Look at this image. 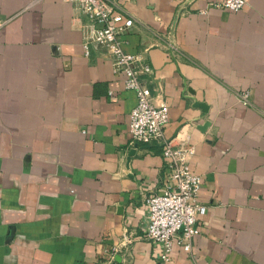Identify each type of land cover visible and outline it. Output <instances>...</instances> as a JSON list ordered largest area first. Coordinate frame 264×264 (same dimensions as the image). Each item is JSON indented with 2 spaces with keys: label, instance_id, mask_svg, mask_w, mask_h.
<instances>
[{
  "label": "crops",
  "instance_id": "crops-1",
  "mask_svg": "<svg viewBox=\"0 0 264 264\" xmlns=\"http://www.w3.org/2000/svg\"><path fill=\"white\" fill-rule=\"evenodd\" d=\"M116 1L203 178L200 232L168 264H264V0ZM80 23L64 0H0V264H161L144 201L169 183L161 147L131 144L135 94Z\"/></svg>",
  "mask_w": 264,
  "mask_h": 264
},
{
  "label": "built area",
  "instance_id": "built-area-1",
  "mask_svg": "<svg viewBox=\"0 0 264 264\" xmlns=\"http://www.w3.org/2000/svg\"><path fill=\"white\" fill-rule=\"evenodd\" d=\"M64 1L87 19V23H80L84 55L88 56L90 49L100 52L110 63L112 72L122 77L124 88L135 94L136 103L128 121L131 144L137 147L148 142L161 147L169 183L162 192L150 193L144 200L148 210L145 237L155 246V256L161 264H168L175 245L191 253L193 241L200 232V217L207 212V206L198 201L203 178L192 168L196 147L189 139L175 141L164 135L168 108L154 103L144 80V76L152 73V68L142 54L124 49L134 24L132 16L116 0ZM247 3L248 0H221L214 6L237 12ZM173 50L170 45L169 52ZM249 96V92L240 95L243 104L251 103ZM124 244L125 238L121 244L113 246L112 251Z\"/></svg>",
  "mask_w": 264,
  "mask_h": 264
},
{
  "label": "water",
  "instance_id": "water-1",
  "mask_svg": "<svg viewBox=\"0 0 264 264\" xmlns=\"http://www.w3.org/2000/svg\"><path fill=\"white\" fill-rule=\"evenodd\" d=\"M197 105L200 106V107H202V108L205 110V107H206L205 104H203V103H198Z\"/></svg>",
  "mask_w": 264,
  "mask_h": 264
}]
</instances>
